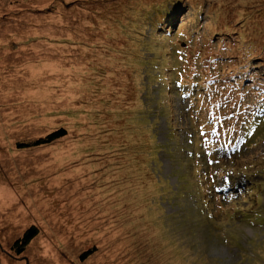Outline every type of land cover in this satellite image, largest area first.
Instances as JSON below:
<instances>
[{"label": "rangeland", "instance_id": "374dc122", "mask_svg": "<svg viewBox=\"0 0 264 264\" xmlns=\"http://www.w3.org/2000/svg\"><path fill=\"white\" fill-rule=\"evenodd\" d=\"M0 264H264V0H0Z\"/></svg>", "mask_w": 264, "mask_h": 264}, {"label": "trees", "instance_id": "16d2710c", "mask_svg": "<svg viewBox=\"0 0 264 264\" xmlns=\"http://www.w3.org/2000/svg\"><path fill=\"white\" fill-rule=\"evenodd\" d=\"M65 130L63 128H60L58 130L52 131L51 133H49L45 138L42 139H38L35 141V144H40V143H45V142H49L52 141L56 138H59L61 136H63L65 134ZM36 234L35 230L33 229H28L27 231L24 232V234L22 235V237L20 238L19 241H17V250L16 252H21L23 250V248L25 247V245L29 242V240Z\"/></svg>", "mask_w": 264, "mask_h": 264}]
</instances>
